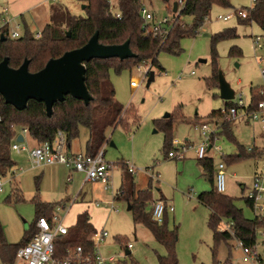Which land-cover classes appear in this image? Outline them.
Listing matches in <instances>:
<instances>
[{"label":"rangeland","instance_id":"374dc122","mask_svg":"<svg viewBox=\"0 0 264 264\" xmlns=\"http://www.w3.org/2000/svg\"><path fill=\"white\" fill-rule=\"evenodd\" d=\"M175 1L178 2V0H172L170 4H165L161 0H141V4L154 15V21L151 24H158L179 14V12L176 14L172 12ZM33 2V0H0V21L11 19L10 31L15 30L16 25H21L19 31L23 34L26 25L35 35L50 23V8L54 5L62 6L74 17H86L84 3L80 0H56L55 2L46 0L44 6L28 10ZM111 3L113 13L117 14V0H111ZM232 4L238 12L251 8L254 1L232 0ZM228 15H231L229 20L221 19ZM180 21L187 25L193 24L191 17H182ZM227 28H236L239 37L217 45L218 70L235 93L234 100L230 102L235 104L242 98L248 105L251 102L252 89L259 90L263 86L261 70L264 69V33L257 24L239 26L233 10L215 6L209 21H206L199 34L195 38L187 37L181 41V53L174 55L165 51L160 52L158 63L163 70H160L159 66H152L150 61L131 68H123L120 72H117L114 67L111 68L110 79L116 91L115 100L123 106L122 118L124 123L128 124L126 127L119 125L109 130L107 143L102 147L106 152L105 160L118 167L112 173L113 189L106 191L102 185V187L98 186L95 190V194L100 197L98 201L86 198L85 193L89 191L84 190L63 222L65 226H71L75 221L73 216L81 210L82 204L92 202L89 206L97 209L93 217L98 231L104 229L108 232V237L99 245L104 257L114 256L119 264H158V254L166 255L165 248L155 240L149 228L144 224L135 223L132 210L128 211V202L124 199H116L122 174L121 165L129 163L141 170L134 176L136 183L139 182L144 189H152L153 201L157 199L156 195L160 196L157 191L159 188L169 200L168 203L175 209V212L168 213L164 220L170 230L177 229L176 252L179 264H216L217 262L222 264L230 257L229 246H231L232 264H248L243 262V254L236 241L229 242V246L227 243H221L215 257L213 256V232L208 226L211 211L198 202V195L209 191L211 183L197 167L198 160L191 158L193 159L191 161L187 158L188 160L185 161H177L166 158L165 133L159 124L167 121L170 116L181 115L190 123L183 119L175 121L174 139L185 141L189 138L191 142L198 145L203 139L193 125L209 123L212 130L219 127L215 147L221 148L223 154L234 156L238 153L239 146L247 151L249 148H255L257 153L264 152L262 149L264 128L261 124L233 121L232 136L229 137L222 128L224 118L219 120L209 118L212 112L226 107V101L220 99L219 88L211 86L210 80L214 74L211 37ZM258 36L262 39L260 49L254 44ZM235 47L241 49V56L231 54V50ZM139 66L145 68L150 66V71L155 73V79L148 84L150 77L148 75L137 88H133L131 86L133 80L141 78ZM213 83L217 82L213 80ZM167 114L170 115L168 118H166ZM196 118L200 121L199 123L192 122ZM216 121L219 122L218 126ZM22 133L18 130V134ZM254 134L257 137L255 143ZM24 136L26 142L18 143L15 139L12 144L26 145L31 151L37 143L29 135ZM73 146L79 148V139L73 142ZM204 153L214 159L215 170H217L218 164L222 161L219 152L214 150ZM10 155L16 166L26 170L16 177L21 192L17 191L15 184L13 189L8 185L4 192L0 193V222L7 241L16 244L18 239H14V234L17 231L19 234L20 225L28 230L36 219V208L32 202L35 196H39L42 202L49 201L57 204L75 198L77 192L74 193L72 190L74 183L73 180L68 182L69 175H66V172L59 179V190L54 188L53 191H47V186L51 183L46 184L43 178H36L35 173L32 174L31 161L27 152L15 151L11 147ZM161 165H165L163 166L165 179L161 178L160 183L155 182L150 187L149 180L144 179L142 171L153 170ZM63 167L65 171H71L65 165ZM225 171L227 175L225 194L235 199L236 206L243 210L246 218L254 219L257 214L246 203L245 192L242 193L240 184L248 185L255 173L264 172V155L257 159L247 155L233 164H227ZM153 201L147 207L148 212H152ZM97 202L100 204L99 207L96 206ZM111 206L115 208L114 211L111 210ZM64 215V212L58 213L60 219ZM225 224L226 222L221 226L223 229L226 227ZM129 245L132 247L127 249ZM257 246L262 258L260 264H264L263 233L258 236ZM127 250L130 251L129 256H126Z\"/></svg>","mask_w":264,"mask_h":264},{"label":"trees","instance_id":"16d2710c","mask_svg":"<svg viewBox=\"0 0 264 264\" xmlns=\"http://www.w3.org/2000/svg\"><path fill=\"white\" fill-rule=\"evenodd\" d=\"M80 1L85 5V18L74 17L62 6L54 5L50 8V23L43 28L39 38H36L25 25L23 37L17 40L7 37L4 42L1 41L0 63L8 58L9 66L19 69L25 60H29V71L37 73L46 66L49 60L58 59L66 52L85 46L96 32L99 33V43L105 46L122 45L130 40V48L135 57L126 60L95 59L87 63L86 86L93 100L89 105H86L83 101L68 96L64 102L55 104L51 117L47 116L44 103L30 101L25 110L18 111L12 105L6 104L0 95V174L3 178L9 176L8 174L16 165L11 159L10 148L18 135V130H28L29 136L37 143L52 142L57 132L62 131L66 135L70 147L74 140L79 139L81 131L86 129L89 132V140L85 154L94 157L107 143L109 130L119 125L124 127L128 125L122 118L123 106L115 100L116 91L110 79L111 68L114 67L117 72H120L123 68H131L147 61H150L152 66H159V53L163 51L174 55L181 53V41L187 37L195 38L199 34L215 6L234 10L232 0H185L182 10L173 17L168 36L166 39H162L147 35V25L141 12L143 9L141 0H117V14L120 17L113 13L111 0ZM161 1L170 4L172 0ZM240 12H246V18H242ZM235 15L239 26L257 24L264 33V0H255L251 8L235 11ZM182 17L193 18V24L187 25L181 22ZM3 31L7 34L8 28ZM68 32L70 37L67 36ZM238 37L236 28H227L211 37L214 65V74L210 80L211 86L219 88L217 45ZM233 53L241 56L242 51L235 47L231 50V54ZM159 68L163 70L160 66ZM213 80L217 83L214 84ZM260 89H252L248 111L256 109L258 103L263 99ZM233 104L226 102L225 106L229 108ZM209 118L223 119L222 110L212 112ZM178 119L189 122L178 115L170 116L167 121L159 123L165 133L166 154L173 149V126ZM231 124L232 122L222 123V128L229 137L232 136ZM258 154L255 149L247 151L244 147L239 146L236 155L224 156L222 159L229 165L247 155L255 158ZM198 164L211 183V189L199 194L198 201L211 211L208 226L213 232V256L215 257L217 248L223 242L228 244L241 241L248 247H258V236L261 233L264 234V215H256L254 219L246 218L243 210L236 206L234 198L217 191L213 158H201L198 160ZM151 196L147 191H137L133 176L126 172L116 199L126 200L132 208L135 223L146 225L155 240L165 248L166 255L158 254V264H179L176 252L177 229L170 230L166 220L162 224L153 220L152 212L147 211ZM17 198H19L18 195ZM32 202L36 208V219L19 243L10 244L7 241L0 222V261L4 264H14L19 248L27 245L38 232L36 223L39 218L51 219L54 216L56 205L42 202L39 196H35ZM246 203L253 210L252 203L247 200ZM224 222L232 223L233 234L228 230H220ZM96 232L87 213L78 215L76 224L69 228V234L56 239V254L62 255L66 248L78 245H81L87 253L92 252L94 245L90 241V237ZM229 256L231 257V246H229ZM230 257L222 264H232ZM216 264L221 263L217 262Z\"/></svg>","mask_w":264,"mask_h":264},{"label":"built area","instance_id":"2783aa9c","mask_svg":"<svg viewBox=\"0 0 264 264\" xmlns=\"http://www.w3.org/2000/svg\"><path fill=\"white\" fill-rule=\"evenodd\" d=\"M49 1L55 2L56 0ZM184 1L185 0H178L180 11L183 8ZM141 12L143 20L147 25V35L166 39L172 27L173 18L170 20L165 19L158 24H151V22L154 21V15L146 8H143ZM239 14L242 18H246V12H240ZM117 17H120V15L117 14ZM230 18L231 15H228L221 19L227 21ZM10 23L11 19H2L0 21V42L1 36H4L5 38L9 37L12 40H17L23 37L24 33L22 34L19 31L21 25H16V29L10 31ZM5 28H8L7 34L3 31ZM40 35L41 32L36 33L35 37L39 38ZM261 41L262 39L260 37H257L254 41V44L259 49L262 48ZM138 70L140 71L141 78L140 80H133L131 83L133 88H137L151 73L150 66L148 68L139 66ZM261 75L263 79V86L261 87L260 94L263 96V99L258 103L256 109L248 111L247 109L250 104L246 105L243 99L240 98L237 103L233 104V106L222 109V115L224 116L225 122H233L241 118H246L253 123L261 124L264 128V69L261 70ZM193 127L195 131L200 132L203 137V141L198 145H191L192 143L189 140L179 141L174 139L172 142L173 149L168 153L169 158L183 160L190 150H198L200 152H210L216 150L219 152L221 158L225 156V154L221 152V148L215 147V142L217 141V129H210L209 123L197 124L193 125ZM22 132V135H29L28 130L26 129L22 130ZM18 137L19 134L15 137V139L18 140ZM12 149L20 152H28L34 168L53 166L57 164L65 165L73 172L83 173L86 177V181L101 183L106 191L113 189L111 178L113 170L117 168V165L105 161L104 148H102L94 157L88 156L85 153L71 154L66 135L62 131L57 132L55 139L52 142L48 141L39 143L31 151H29L26 146H20L17 143L12 144ZM249 151H251V149H249ZM126 166L129 173H136L137 168H135L134 165L128 164ZM225 169L226 164L224 162L219 163L215 176V186L217 191L221 194H225L227 190V175ZM22 172H24L23 168H19L17 166L13 167L11 170L12 178L8 181L0 174V193H3L6 186L10 183L12 184V181H14L13 179ZM151 178L153 181L158 180V176L155 175L151 176ZM151 190L152 189L148 188L146 191L151 193ZM244 198L252 203L253 210L257 215H264V173L259 172L253 176L252 184L245 190ZM153 202V220L162 224L165 214L168 212H174V207L167 205L162 200H154ZM62 209L63 208H59L58 211ZM112 209L115 210L113 206ZM225 225V229L221 227L220 230H228L233 234L231 230L232 223H227ZM36 227L38 232L27 245L19 248L14 264H119L116 257H104L99 250L100 243L108 237V232L106 231L96 232L90 237V241L94 245V248L90 253H87L81 245H78L68 247L62 255H57L55 241L60 236H67L69 234V227L65 226L63 221L57 215H54L51 219L46 217L39 218L36 223ZM236 243L242 251L244 263L260 264L262 262L257 247H248L241 241H236ZM131 247L132 246L129 245L127 249H130ZM0 264L4 263L0 261Z\"/></svg>","mask_w":264,"mask_h":264},{"label":"water","instance_id":"95a60500","mask_svg":"<svg viewBox=\"0 0 264 264\" xmlns=\"http://www.w3.org/2000/svg\"><path fill=\"white\" fill-rule=\"evenodd\" d=\"M85 9V6H83ZM179 11L177 1L173 3V14ZM68 37L70 33L68 32ZM6 39L1 36V41ZM135 57L130 48V40L122 45L105 46L99 43V33L89 40L80 49L66 52L58 59H51L46 66L37 73L29 71V60H25L19 69L9 66V59L5 58L0 63V95L8 105H12L18 111L27 108L30 101L44 103L48 117L53 115L55 104L64 102L71 96L83 101L86 105L93 100L86 86L87 63L92 60L120 59L126 60ZM206 62V61H201ZM155 79V73L151 71L148 84ZM220 99L226 102L233 101L235 93L231 86L219 72ZM170 115L167 114L166 118ZM23 142L20 136L17 140ZM132 208L128 205V211ZM129 251L126 256H129Z\"/></svg>","mask_w":264,"mask_h":264},{"label":"crops","instance_id":"0c3cea01","mask_svg":"<svg viewBox=\"0 0 264 264\" xmlns=\"http://www.w3.org/2000/svg\"><path fill=\"white\" fill-rule=\"evenodd\" d=\"M34 2H33V4H32V6L31 7H29L28 8V10H33V9H36V8H38V7H40V6H44L45 4H46V0H33ZM48 5V4H47ZM85 6V5H84ZM234 13H235V8H234ZM207 21H209V19L207 20ZM259 37V36H258ZM261 38V37H260ZM250 104V103H249ZM239 121H241V122H244V123H246V124H251V121L250 120H248V119H246V118H241V119H239L238 120V122ZM192 122H200L199 120H197V118H196V120L195 121H192ZM218 121H216V125L218 126ZM253 123V122H252ZM191 124H193V123H191ZM201 124H203V123H201ZM219 128V127H218ZM217 128V129H218ZM253 132H255V130L253 131ZM201 135V134H200ZM255 135V134H254ZM20 136H22L23 137V143L24 142H26L25 141V136L24 135H22V134H19V137ZM18 137V138H19ZM201 137H202V135H201ZM175 139H177V138H175ZM202 139H203V137H202ZM256 139H257V137H256V135L254 136V143L256 142ZM88 140H89V132L86 130V129H83L82 131H81V134H80V137H79V148L78 147H74L73 146V142L75 141H73L72 143H71V145H70V147H69V151H70V153L71 154H84V153H86V147H87V142H88ZM178 140V139H177ZM185 140H189L190 142H191V140L189 139V138H186ZM35 141V140H34ZM179 141H181V140H179ZM263 142H264V140H263ZM37 143V142H36ZM192 144L191 145H197V144H195L194 142H191ZM39 143H37V145H38ZM36 145V146H37ZM24 146H26V145H24ZM27 147V146H26ZM256 147V146H255ZM28 148V147H27ZM29 149V148H28ZM249 149H253V148H249ZM249 149H248V151H249ZM255 149V148H254ZM256 149H258V148H256ZM262 149H264V144H263V147H262ZM191 152H189V153H187L188 154V156L186 155V157L183 159V160H181V161H185V160H188L187 158H189V159H191V158H194L195 160H199V159H201V158H205V157H207V158H212L211 156H209V155H205V153L204 152H200V151H198V150H190ZM104 153H106L105 151H104ZM27 154H28V158H29V160L31 161V167H30V169L32 170L31 172H32V174L33 173H35L34 175L35 176H37L36 178H40V179H42L43 178V181H45V183L47 184V183H51V184H49L48 186H47V191H53L54 190V188L57 190L58 189V187H59V184H58V182H59V179H60V177H63V175L65 174V172H66V175L68 174L69 175V177H68V182H71L72 180H73V183H74V187L72 188V190L74 191V193L75 192H77V194H76V197L75 198H70V199H68V201H66V202H60V203H52V202H49V201H44L45 203H47V204H53V205H56V208H55V210H54V213H53V215H57L58 216V213L59 212H64L65 213V215H64V217L61 219L63 222H64V220L66 219V215H68L69 214V212H70V209H71V207L77 202V200L79 199V196L83 193V191L84 190H88L89 192V194L88 193H85V197L86 198H88L89 200H91V201H98V199H100V197L98 196V195H96L95 194V190L97 189V187L98 186H100V187H102L103 186V184H101V183H98V182H89V181H86V177H85V175L83 174V173H77V172H73L72 170L69 172H67V171H65L64 170V167H63V165H60V164H57V165H53V166H47V167H40V168H34L33 167V163H32V160H31V157H30V155H29V153L27 152ZM264 155V152H260L258 155H257V157H255V159H257V158H260V157H262ZM227 155H225V157H226ZM166 158H168V159H170V160H176V159H171V158H169L168 157V154H166ZM104 159H105V156H104ZM193 159H191V161H192ZM221 162H224L223 161V159L221 158ZM106 161V160H105ZM177 161H180V160H177ZM225 163V162H224ZM129 163H126V164H122L121 165V168H122V174H121V180H120V184H119V186H118V191H117V193L119 192V190L121 189V187H122V184H123V180H124V178H125V173L126 172H128V170H127V166L126 165H128ZM226 164V163H225ZM134 165V164H133ZM177 165V164H176ZM16 166V165H15ZM14 166V167H15ZM163 166H165V165H163ZM163 166L161 165V166H158V167H156V168H154L153 170H145V171H142L144 174V179H148L149 181H148V184L150 185V182H151V185H150V187H152L153 186V184L156 182V183H160V179L161 178H164L165 179V177H164V172H163ZM178 166H179V164H178ZM226 166H227V164H226ZM18 167V166H17ZM197 167L199 168V170H200V172L202 173V175L204 174V172H203V169L201 168V166L200 165H197ZM20 168V167H19ZM118 168V167H117ZM24 169V168H23ZM29 169V168H28ZM29 169V170H30ZM139 171H141V170H139V169H137V171H136V173L135 174H131L132 176H133V178H134V181H135V184H136V190L137 191H146L148 188H146V189H144L143 187H142V185L141 184H139V182H138V184L136 183V179H135V177L134 176H136L137 175V173L139 172ZM217 171V170H216ZM24 172H26V170L24 169ZM24 172H22V173H24ZM161 172V173H160ZM129 173V172H128ZM257 173H259V172H257ZM261 173V172H260ZM262 173H264V172H262ZM256 174V173H255ZM153 175H155V176H158V180L157 181H153L152 180V178H151V176H153ZM216 176V175H215ZM12 177H11V171H10V173H9V177L8 178H4L5 180H9V179H11ZM14 181H12L13 183L11 184L10 182V184H9V186H10V188L11 189H13V185L15 186V184H16V189L19 191V192H21V190L19 189V186H18V184H17V181H16V178H14L13 179ZM251 184H252V181H251V183L250 184H240V186H241V189H242V193H244L245 192V190L246 189H248L250 186H251ZM102 185V186H101ZM8 186V185H7ZM18 186V187H17ZM52 186V187H51ZM140 186H141V188H140ZM103 188H104V186H103ZM6 189V188H5ZM59 190V189H58ZM157 191L159 192V197H158V195H156V198L157 199H155V200H162V201H164L167 205H171L170 203H168V199L164 196V194L161 192V190L158 188L157 189ZM227 191V190H226ZM151 194V193H150ZM152 195V194H151ZM152 198H151V201L149 202V205L151 204V202L153 201V199H154V197H153V195L151 196ZM199 202V201H198ZM92 204V202H89V203H87V204H82L83 205V207L81 208V210L80 211H78V212H76V214H74V216L73 217H75V221H74V223L73 224H71V226H68L69 228H71V227H73L75 224H76V222H77V218H78V215H80V214H83V213H87L88 215H89V217H90V223L92 224V226H93V228L97 231V232H101V231H98V229H97V227H96V223L94 222V213L95 212H97V209H95L93 206H89V205H91ZM200 203V202H199ZM97 204L98 205H100L98 202H97ZM96 204V206L97 207H99L98 205ZM201 204V203H200ZM68 205H69V207H68ZM111 205H112V203H111ZM172 206V205H171ZM59 208H63L62 210H60V211H58V209ZM111 210H113L114 211V209H112V206H111ZM174 212H175V209H174ZM174 212H172V213H174ZM169 213V212H168ZM16 216V215H15ZM16 219H17V216L15 217ZM227 224V223H226ZM19 234H18V231H17V233L16 234H14V239L16 240V239H18L17 241L18 242H16V244L17 243H19L21 240H22V238L24 237V234H25V232L27 231V230H25V228L23 227V225L21 226L20 225V227H19ZM102 231H105L104 229H102ZM10 244H12L11 242H9ZM99 250H100V247H99ZM128 251V250H127ZM101 252V251H100ZM129 253H130V251H129Z\"/></svg>","mask_w":264,"mask_h":264}]
</instances>
